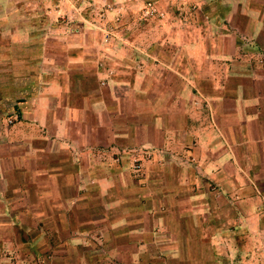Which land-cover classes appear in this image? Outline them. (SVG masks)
Masks as SVG:
<instances>
[{
  "label": "crops",
  "instance_id": "1",
  "mask_svg": "<svg viewBox=\"0 0 264 264\" xmlns=\"http://www.w3.org/2000/svg\"><path fill=\"white\" fill-rule=\"evenodd\" d=\"M182 3L180 18L163 11L155 21L156 43L118 49L138 58L124 65L131 76L71 59L60 74H40L38 87L23 85L18 123L0 131V264L215 263L223 198L235 224L239 197L264 198V76L235 79L226 94L220 72L237 67L238 31L264 37V0ZM149 65L163 76H148ZM149 82L182 92L142 96ZM194 84L209 109L191 112ZM46 245L56 255L16 256Z\"/></svg>",
  "mask_w": 264,
  "mask_h": 264
},
{
  "label": "rangeland",
  "instance_id": "2",
  "mask_svg": "<svg viewBox=\"0 0 264 264\" xmlns=\"http://www.w3.org/2000/svg\"><path fill=\"white\" fill-rule=\"evenodd\" d=\"M147 1L154 3L156 15H144ZM185 4L187 5L182 0H0V131H6L7 127L18 123L17 114L22 109V103L17 102L27 97L24 96L23 85L30 83V87H38L40 74H60L64 63L71 59L87 60L93 64L94 70L106 68L113 76L120 74L117 73L118 69L127 70L119 76H131L133 67L124 65L133 66L138 58L134 52L127 53L118 49L121 46L134 48L139 41L147 46L150 42L156 43L153 41L156 37H151V31H155V21L163 18V11L180 18L185 14ZM237 23L239 29H247V22L239 20ZM158 24L159 27L163 25L160 22ZM181 25V21H177L174 28L179 29ZM237 41V53L231 56L237 67L231 74L230 69L220 70L221 79L226 83L223 89L226 94L233 92L235 79L245 83L248 74L264 76V37L256 38L255 42L241 36L238 31ZM146 59L148 63L154 60L150 56H146ZM118 62L123 64L119 65ZM153 72L162 73L163 76L165 71L150 65L146 67L145 73L148 76ZM196 74L191 72V78L194 79ZM154 84L157 83L146 84L142 96L150 98V94L165 93L167 87L175 93L182 92L181 85L175 82L168 86L164 83ZM202 87L206 92L212 90L207 86ZM194 88L198 86L194 84L186 88L191 112L202 110L203 107L209 109L211 105L208 101L204 102L202 97L201 101L195 99L198 93ZM114 91L124 92L126 89L121 86ZM226 97L227 101L222 104L225 108L231 104L228 96ZM194 116L196 123L201 120L204 121L202 125H208L207 117L199 119L197 113ZM174 119L178 121L179 117L175 116ZM98 135L101 136L102 133H97L96 137ZM148 136L151 137V133ZM134 159H139V163L142 161L137 154L132 153L130 160L133 170ZM237 200L239 210L236 224L233 217L230 219L229 210L226 211L228 201L226 198L222 200L224 211L221 213V236L213 238L216 241L213 253L219 258L210 264H264V198L249 196L239 197ZM257 206L262 209L258 210ZM231 221L233 222L230 223ZM17 252L16 256L56 255L54 246L49 245L39 249L36 246L19 248ZM31 263L48 264L43 261L36 262L34 258Z\"/></svg>",
  "mask_w": 264,
  "mask_h": 264
},
{
  "label": "built area",
  "instance_id": "3",
  "mask_svg": "<svg viewBox=\"0 0 264 264\" xmlns=\"http://www.w3.org/2000/svg\"><path fill=\"white\" fill-rule=\"evenodd\" d=\"M144 15H153V14H157L156 12V8L154 6V3L152 1H147L145 3V6H144V11H143ZM141 167L140 163H139V159H134L133 160V168L134 170H139Z\"/></svg>",
  "mask_w": 264,
  "mask_h": 264
}]
</instances>
